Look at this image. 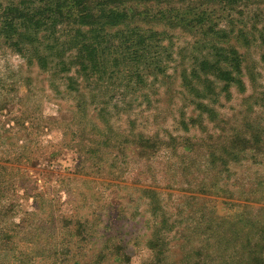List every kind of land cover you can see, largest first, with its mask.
Listing matches in <instances>:
<instances>
[{
  "label": "rangeland",
  "instance_id": "1",
  "mask_svg": "<svg viewBox=\"0 0 264 264\" xmlns=\"http://www.w3.org/2000/svg\"><path fill=\"white\" fill-rule=\"evenodd\" d=\"M124 1L90 58L0 0V264H264V0Z\"/></svg>",
  "mask_w": 264,
  "mask_h": 264
},
{
  "label": "trees",
  "instance_id": "2",
  "mask_svg": "<svg viewBox=\"0 0 264 264\" xmlns=\"http://www.w3.org/2000/svg\"><path fill=\"white\" fill-rule=\"evenodd\" d=\"M40 4L39 11L35 12V17L38 14L39 18H36L35 25L44 23L48 26L49 35H57V26H68L71 21L75 22L77 29L73 33H69V44L76 45L75 48H79L80 52L84 53L87 57H98L99 48H103V44L112 43L102 36L104 27H112L111 30L116 29V26L121 25L125 20L127 13L121 12V6L127 1L124 0H32ZM30 5L26 4V1L17 4H12L4 10L6 15L5 28L10 27L8 22L9 16L11 20L14 18H21L29 23L28 14ZM9 14V16H8ZM127 14V15H126ZM43 20V21H42ZM25 23V22H24ZM90 26V29L86 32L83 31V27ZM119 29V28H117ZM133 38H125L123 32H116L112 37H119L120 48L131 49L133 44H144L142 38H137L136 32L132 30ZM94 41H91V38ZM141 41V42H140ZM131 44V45H129ZM80 47H79V46ZM143 49L145 47H142ZM135 50V46H133ZM116 264H129L130 260L125 255L122 258L118 257L115 261Z\"/></svg>",
  "mask_w": 264,
  "mask_h": 264
}]
</instances>
